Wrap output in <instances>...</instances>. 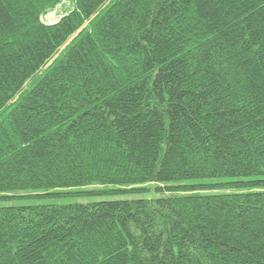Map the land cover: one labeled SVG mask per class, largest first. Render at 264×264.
Listing matches in <instances>:
<instances>
[{
  "label": "trees",
  "instance_id": "16d2710c",
  "mask_svg": "<svg viewBox=\"0 0 264 264\" xmlns=\"http://www.w3.org/2000/svg\"><path fill=\"white\" fill-rule=\"evenodd\" d=\"M61 1L0 0V264H264V0Z\"/></svg>",
  "mask_w": 264,
  "mask_h": 264
},
{
  "label": "rangeland",
  "instance_id": "374dc122",
  "mask_svg": "<svg viewBox=\"0 0 264 264\" xmlns=\"http://www.w3.org/2000/svg\"><path fill=\"white\" fill-rule=\"evenodd\" d=\"M73 8V4L70 0H62L61 3L53 10L41 16V20L46 24L55 23L58 21L66 12ZM239 179V178H236ZM244 180V179H240ZM100 186H93L90 188H99ZM151 190L143 193L137 194H122V195H112V196H83V197H62V198H47L44 200H39L35 203H44V204H73V203H82L87 204L91 202L109 200V199H150L157 197L159 194L155 191V184L150 185ZM34 203V202H29Z\"/></svg>",
  "mask_w": 264,
  "mask_h": 264
}]
</instances>
